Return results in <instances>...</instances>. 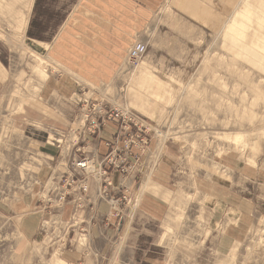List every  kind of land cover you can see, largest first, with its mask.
Masks as SVG:
<instances>
[{"label": "rangeland", "instance_id": "374dc122", "mask_svg": "<svg viewBox=\"0 0 264 264\" xmlns=\"http://www.w3.org/2000/svg\"><path fill=\"white\" fill-rule=\"evenodd\" d=\"M174 1L96 83L44 52L73 3L0 0V264H264V29Z\"/></svg>", "mask_w": 264, "mask_h": 264}, {"label": "crops", "instance_id": "0c3cea01", "mask_svg": "<svg viewBox=\"0 0 264 264\" xmlns=\"http://www.w3.org/2000/svg\"><path fill=\"white\" fill-rule=\"evenodd\" d=\"M73 3L62 31L56 59L78 78L108 81L125 60L135 35L146 32L158 9L167 0H60ZM198 1V0H196ZM214 9V7L212 6ZM57 38V37H56ZM54 41L52 44H54ZM41 77L46 72L38 69Z\"/></svg>", "mask_w": 264, "mask_h": 264}, {"label": "bare ground", "instance_id": "6f19581e", "mask_svg": "<svg viewBox=\"0 0 264 264\" xmlns=\"http://www.w3.org/2000/svg\"><path fill=\"white\" fill-rule=\"evenodd\" d=\"M194 1L195 0H193V2L191 0H175L173 5L178 6L180 9H182L187 13H190L191 15H195L201 18H206L207 24L214 30L217 28L216 31L219 34H229L231 37L234 36L235 38L238 37L242 41L251 42L253 40L252 37L250 36V32L248 31V28L243 27V25L241 24L235 25L234 22L233 23L231 22L233 17L231 11L234 9L232 5V0H198L197 2ZM168 2L169 0L167 1V4ZM246 2H248V4L244 8ZM32 4L33 1L31 3V6ZM212 6L214 7V9L212 8ZM239 7L241 9L240 16L244 19L245 23L250 28L252 27V28L264 29V17H262V15H264V0H242ZM235 8L237 9L238 6H236ZM226 13H227L226 17L229 18L228 21L223 20L224 18L223 14L226 15ZM220 27H222V31L219 29ZM60 38L61 36L56 39L52 47H50V45L48 44V46L44 49L45 50L44 52L48 51L49 48H51L50 50H53L54 48L58 49L59 46L58 43ZM229 49L233 53H235V55L244 59V56L240 54L237 48L229 47ZM41 105L43 104H40L39 106L41 107ZM44 106L46 107V109H48L46 105ZM93 165L94 164H91V166H89V169H93ZM84 166L86 167V164Z\"/></svg>", "mask_w": 264, "mask_h": 264}, {"label": "built area", "instance_id": "2783aa9c", "mask_svg": "<svg viewBox=\"0 0 264 264\" xmlns=\"http://www.w3.org/2000/svg\"><path fill=\"white\" fill-rule=\"evenodd\" d=\"M144 51H145V47L142 44H138L136 45V47L134 46V48L132 49L131 57L134 59L135 58L139 59L144 54Z\"/></svg>", "mask_w": 264, "mask_h": 264}]
</instances>
